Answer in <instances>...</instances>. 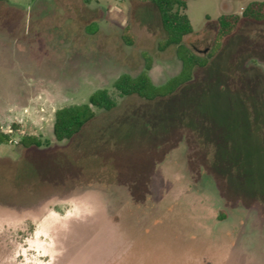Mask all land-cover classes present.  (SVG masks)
Instances as JSON below:
<instances>
[{
  "label": "rangeland",
  "instance_id": "1",
  "mask_svg": "<svg viewBox=\"0 0 264 264\" xmlns=\"http://www.w3.org/2000/svg\"><path fill=\"white\" fill-rule=\"evenodd\" d=\"M184 1L183 44L206 56L220 15L264 0ZM165 36L151 1L0 0V264H264V20L241 18L173 93L54 137L58 108L115 95L144 54L155 84L176 76Z\"/></svg>",
  "mask_w": 264,
  "mask_h": 264
},
{
  "label": "trees",
  "instance_id": "2",
  "mask_svg": "<svg viewBox=\"0 0 264 264\" xmlns=\"http://www.w3.org/2000/svg\"><path fill=\"white\" fill-rule=\"evenodd\" d=\"M90 2L91 0H84ZM151 1L155 4L165 38L159 43L160 50L171 45L177 46V56L181 60V70L176 76L171 77L165 83L157 85L153 82L150 69L152 56L144 54V68L136 75L129 73L120 74L112 84L115 95L107 88H98L88 99L81 104H70L58 108L54 114L53 134L57 141L70 139L78 133L82 127L91 120L97 109L110 110L118 105V98L130 95H139L146 99H154L173 93L180 85L188 81L196 66H204L208 59L213 56L222 45L223 39L231 34L237 27L241 18L252 20H264V1L250 2L241 13H224L218 18V29L212 51L206 56H198L194 51L183 44L186 35L192 33L193 26L186 13L187 3L184 0H141ZM124 41L131 45L134 36L130 27L125 26L122 31ZM0 141H8V136L0 135ZM21 143L24 146H41L42 141L37 136H25ZM48 143V142H47Z\"/></svg>",
  "mask_w": 264,
  "mask_h": 264
},
{
  "label": "built area",
  "instance_id": "3",
  "mask_svg": "<svg viewBox=\"0 0 264 264\" xmlns=\"http://www.w3.org/2000/svg\"><path fill=\"white\" fill-rule=\"evenodd\" d=\"M28 112V109H25L24 111H23V113H27Z\"/></svg>",
  "mask_w": 264,
  "mask_h": 264
}]
</instances>
